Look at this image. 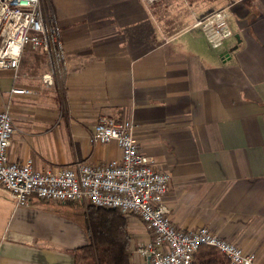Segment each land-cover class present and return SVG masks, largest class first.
I'll return each instance as SVG.
<instances>
[{"label":"crops","instance_id":"obj_1","mask_svg":"<svg viewBox=\"0 0 264 264\" xmlns=\"http://www.w3.org/2000/svg\"><path fill=\"white\" fill-rule=\"evenodd\" d=\"M215 1L48 0L65 66L44 64L51 86L31 73L29 50L17 72L0 71V111L8 106L16 127L8 156L39 171L105 165L121 151L90 142L96 124L132 121L141 151L171 176V223L206 226L264 264V0H226L233 36L220 49L193 27ZM63 219L47 201L18 206L0 187V264H75L88 232ZM138 224L132 245L148 239Z\"/></svg>","mask_w":264,"mask_h":264},{"label":"built area","instance_id":"obj_2","mask_svg":"<svg viewBox=\"0 0 264 264\" xmlns=\"http://www.w3.org/2000/svg\"><path fill=\"white\" fill-rule=\"evenodd\" d=\"M143 1L153 5L158 0ZM193 27L203 32L213 49H220L233 36L227 9L197 20ZM27 50L48 54L55 69L65 66L61 33L48 0H0V71L17 72ZM43 82L53 85L54 74L44 75ZM11 93L31 95L34 91L14 87ZM15 132L7 106L0 111V187L18 206H28L37 198L61 204L86 203L138 216L148 231V239L136 248L145 264H193L204 246L215 248L230 264H254V254L206 226L182 229L171 223L164 204L171 176L154 168L141 151L132 121L102 117L90 137L92 144L116 142L120 159L105 165L77 163L58 171H39L31 159L11 161L8 150Z\"/></svg>","mask_w":264,"mask_h":264},{"label":"trees","instance_id":"obj_3","mask_svg":"<svg viewBox=\"0 0 264 264\" xmlns=\"http://www.w3.org/2000/svg\"><path fill=\"white\" fill-rule=\"evenodd\" d=\"M84 209L89 241L75 251V264H134L127 216L118 209L99 208L91 204ZM193 264L230 263L215 248L204 246L196 253Z\"/></svg>","mask_w":264,"mask_h":264},{"label":"rangeland","instance_id":"obj_4","mask_svg":"<svg viewBox=\"0 0 264 264\" xmlns=\"http://www.w3.org/2000/svg\"><path fill=\"white\" fill-rule=\"evenodd\" d=\"M229 1V0H227ZM213 5V11L219 10V9H224L227 5L226 0H218L215 1L214 3L212 2ZM229 10V9H227ZM28 52H31L32 55H36L34 58V65H31L30 67V71L31 73H33L35 76H37V78L40 80L41 77H43L44 74L49 73L51 71V62L50 60L43 55H37L35 51H31L29 50ZM31 55V56H32ZM47 62H49L50 66L49 67H43L44 64L45 66H47ZM48 64V65H49ZM55 80L54 79V85H55ZM43 81V80H42ZM43 84L46 86V84L43 82ZM55 171H58V169H56ZM80 203V202H77ZM48 204L58 210L61 215L63 216V218L66 220V222L63 219V222L67 224V227L69 230H71L72 223L78 224L79 226H81L83 229H85L87 231V219H86V214H85V210L82 206H72V205H67V204H61V203H57V202H48ZM128 220V226L130 227V229L132 230V228H134L133 222L138 221V226L141 227L143 226V224L141 223V220L138 216L135 215H129L126 217ZM132 240V239H131ZM142 243V242H140ZM137 243L135 245H132L131 243V248H130V253L132 256V262H134L135 264H144L145 260L143 258H140L137 254H136V248L137 245L140 244ZM137 256V257H136Z\"/></svg>","mask_w":264,"mask_h":264}]
</instances>
